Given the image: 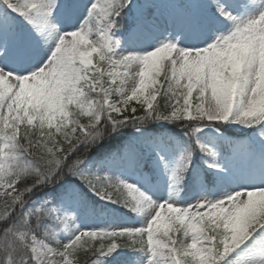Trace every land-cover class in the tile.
Returning <instances> with one entry per match:
<instances>
[{"label": "snow or ice", "instance_id": "1", "mask_svg": "<svg viewBox=\"0 0 264 264\" xmlns=\"http://www.w3.org/2000/svg\"><path fill=\"white\" fill-rule=\"evenodd\" d=\"M0 0V264H95L119 247L150 253L147 264H231L264 237V0ZM95 18L100 26L90 21ZM126 30L133 51L115 53ZM187 121V143L160 135L100 163L186 175L199 198L157 202L138 185L89 173L87 154L122 126ZM258 130L235 141L226 122ZM214 128L209 142L197 136ZM228 155H224V147ZM205 154L206 168L193 154ZM30 158V159H29ZM75 176L101 198L150 210L142 227L89 229L58 240L81 200L69 188L53 204L25 209L30 193ZM222 191L211 199L207 192ZM15 214V215H14ZM42 228L38 235L36 228ZM245 264H264V258Z\"/></svg>", "mask_w": 264, "mask_h": 264}, {"label": "rangeland", "instance_id": "2", "mask_svg": "<svg viewBox=\"0 0 264 264\" xmlns=\"http://www.w3.org/2000/svg\"><path fill=\"white\" fill-rule=\"evenodd\" d=\"M248 257H249V258H252V257H250V256H248ZM253 259H254V258H252V259H248V261H253ZM255 260H256V259H255Z\"/></svg>", "mask_w": 264, "mask_h": 264}]
</instances>
